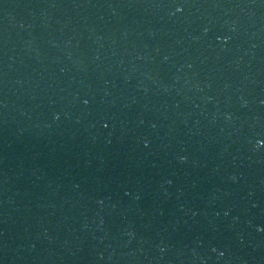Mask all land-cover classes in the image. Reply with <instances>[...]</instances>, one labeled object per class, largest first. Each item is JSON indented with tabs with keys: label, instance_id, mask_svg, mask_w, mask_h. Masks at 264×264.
<instances>
[{
	"label": "water",
	"instance_id": "1",
	"mask_svg": "<svg viewBox=\"0 0 264 264\" xmlns=\"http://www.w3.org/2000/svg\"><path fill=\"white\" fill-rule=\"evenodd\" d=\"M0 264H264V0H0Z\"/></svg>",
	"mask_w": 264,
	"mask_h": 264
}]
</instances>
